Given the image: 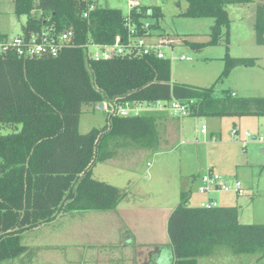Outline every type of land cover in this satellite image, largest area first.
Segmentation results:
<instances>
[{
    "label": "trees",
    "instance_id": "trees-1",
    "mask_svg": "<svg viewBox=\"0 0 264 264\" xmlns=\"http://www.w3.org/2000/svg\"><path fill=\"white\" fill-rule=\"evenodd\" d=\"M186 1L188 8L182 15L215 21L208 42L179 37L184 44L202 49L218 45L223 34L229 41L228 5L254 0ZM14 2L16 14L28 16L22 32L46 26L71 29L74 44L57 56L26 58L13 51L0 55V126L12 129L8 134L0 133V264L28 251L22 243L28 230L63 213L115 209L126 196L124 189L95 178L93 167L117 155L110 148L114 138L138 141L155 137L156 117L110 112L104 127L81 133L84 105L108 103L113 108L128 100L156 103L176 98L194 101L190 103L193 116H264L263 97H237L230 92L216 95L215 84L198 87L173 82L169 59L153 55L91 59L85 44H109L118 34H126V15L120 8L100 6L94 0ZM132 16L142 23L149 16L162 17L163 12L161 7L140 5ZM158 27L157 22L151 29ZM263 35L264 25L258 26L260 44L264 43ZM256 61L229 56L220 79L234 68L254 66ZM190 194L191 190L182 193L169 216L171 250L161 246L152 261L198 264V259L211 255L216 245L264 258V223L240 222L235 205L192 206Z\"/></svg>",
    "mask_w": 264,
    "mask_h": 264
},
{
    "label": "rangeland",
    "instance_id": "rangeland-1",
    "mask_svg": "<svg viewBox=\"0 0 264 264\" xmlns=\"http://www.w3.org/2000/svg\"><path fill=\"white\" fill-rule=\"evenodd\" d=\"M94 1L100 6L120 8L124 13L129 10V0ZM139 1L141 6L161 7L162 17L149 16L146 19L152 24L159 23V27L153 29L156 34L165 33V36L175 39L182 36L193 42H208L211 39L214 19L182 15V12L188 8L186 0ZM227 9L231 19L229 41L223 34L218 45H209L202 49H194L184 43L174 45V58L171 61L172 81L198 87L215 84L216 95L230 92L237 97L264 98V43L260 44L258 40V26L264 25V0L231 4ZM27 20V15L16 14L14 0H0V23L3 33L11 38L19 36ZM90 50H94V47H90ZM166 51L172 56L170 50ZM182 54L191 56L192 60H181L179 57ZM229 56L256 58V65L238 66L229 75L220 79L226 58ZM157 112L158 107L148 106L142 114ZM109 113L108 107L100 109L99 105H84L79 124L80 132L86 133L93 128L104 127L108 123ZM166 118L167 121L155 123L157 140L154 136L138 141L131 138L112 139L110 148L115 150L117 155L104 162H97L93 167L94 177L127 191L126 196L133 199L127 209L151 208L150 210L159 218L162 210L175 208L181 200L182 193L191 189L190 205L200 206L202 197L198 188L202 184L201 177L209 169H213L232 187L237 177L245 188L247 187L244 196H239L234 191L215 193L220 204L238 206L239 220L242 223H264V142L244 137L246 132L254 136L264 135V116L217 118L188 115ZM203 125L207 126L208 132H202ZM234 128L239 130L238 138L231 136ZM216 130H219V133ZM11 131V128L0 126L2 134ZM213 136H217V140H213ZM237 169L239 175L235 173ZM228 173L232 178L225 177L224 174ZM193 177L198 181L193 182ZM202 196L207 197V195ZM148 215L155 216L154 213ZM138 220L143 218L138 216ZM147 232L138 234L135 238L145 241L141 245L142 251L144 250L143 255L151 257L158 248L156 244L164 242L165 237L169 235L168 230L167 234L161 233L160 230H157L156 235ZM34 233L31 232L26 236L22 243H27L31 237H35ZM130 249L135 251L136 247L131 246ZM163 251L165 259L168 249ZM26 253L25 251L22 255ZM68 254V252L43 251L44 256L39 259L34 258L31 263L42 264V257L54 255L52 264H59ZM36 256L38 257L37 253ZM28 258L31 259L30 256ZM135 258L133 252L125 261L126 264L131 262L136 264ZM144 262L149 264L145 259ZM198 262L199 264H264V258L259 260V254L234 253L229 246L216 245L211 255L199 258ZM12 263L19 264L17 260L7 262V264Z\"/></svg>",
    "mask_w": 264,
    "mask_h": 264
},
{
    "label": "crops",
    "instance_id": "crops-1",
    "mask_svg": "<svg viewBox=\"0 0 264 264\" xmlns=\"http://www.w3.org/2000/svg\"><path fill=\"white\" fill-rule=\"evenodd\" d=\"M152 115L156 117V121L161 123L167 119L166 117L169 118L171 116L162 110H158L156 114ZM218 131L216 130L217 133H219ZM212 138L213 140H217V136H213ZM238 170L235 172L236 175H239ZM228 174H224L225 177L227 176V179L232 178L231 174ZM237 179L239 178L237 177ZM194 181L197 182L198 179L193 177ZM214 194H212V197L220 203V200ZM200 196L202 197L201 201L207 198L202 196V194ZM224 199L225 197H223ZM132 200L127 195L112 210H90L59 214L52 222L42 224L25 232L22 241H25L26 236L31 232H35L34 234H36L27 243H23L28 247L27 253L18 258L5 261L3 264H7L9 261L13 262V260H17L19 264H32L31 262L34 258L39 259L41 256H44L42 255L43 251L47 253L68 252L69 254L64 256V260L59 262V264H126L125 261L133 252L136 257V264H144V259L149 264H160L157 261H152V256L147 255L145 257L143 255L144 250L142 251L141 245L145 241L141 239L136 240L135 237L138 234H145L147 231L150 234L153 233L156 235L157 230H160L163 234H167L168 219L174 208L170 207L162 210L159 218H157L156 213L150 210L151 208L127 209L132 204ZM220 205L233 206L227 203ZM147 212L154 213L155 216L149 217L150 215ZM138 216L143 218V220H138ZM131 246L136 247L135 251L130 249ZM161 246L171 250L170 238L166 236L164 242H158L156 244L158 248L153 253L158 252ZM32 249H35V251L30 256L29 252ZM40 253L42 254L39 257ZM53 256L42 257V264H52L55 258Z\"/></svg>",
    "mask_w": 264,
    "mask_h": 264
},
{
    "label": "built area",
    "instance_id": "built-area-1",
    "mask_svg": "<svg viewBox=\"0 0 264 264\" xmlns=\"http://www.w3.org/2000/svg\"><path fill=\"white\" fill-rule=\"evenodd\" d=\"M129 10L125 13V21L127 31L126 34H118L115 40L109 44L87 43L84 47L91 59L94 60H110L117 57H140L144 55H153L161 59L173 60L174 45L183 43L180 38H170L156 34L152 29V23L146 19L142 23H138L132 16V11L139 10V0H129ZM74 44V33L71 29L58 30L54 26H46L40 30L30 32H21L17 37L11 38L8 34L1 31L0 23V55L8 52H16L19 56L26 58H39L44 56H57L59 53ZM94 47V50H90ZM166 50L172 52V56L167 54ZM181 60H192L191 56L182 54ZM190 103L194 101H182L173 98L169 101H158L156 103L136 102L132 100L125 101L109 107L108 103H103V108H110L111 113L120 116H138L143 115V110L149 106H156L158 110L166 111L173 117H185L190 115ZM106 104V105H105ZM146 106V107H144ZM208 128L202 126V132L206 133ZM233 138H238L239 130L234 128L231 131ZM245 139H257L264 142V135H252L250 132L244 134ZM255 137V138H254ZM246 142V140H244ZM202 184L198 191L207 198L201 201L200 206L204 208H213L220 203L212 197L214 193L234 191L239 196L246 194L244 184L237 179L232 187L224 180L223 176L213 169H209L206 174L201 177Z\"/></svg>",
    "mask_w": 264,
    "mask_h": 264
},
{
    "label": "water",
    "instance_id": "water-1",
    "mask_svg": "<svg viewBox=\"0 0 264 264\" xmlns=\"http://www.w3.org/2000/svg\"><path fill=\"white\" fill-rule=\"evenodd\" d=\"M103 107H104L103 103H99V108H100V109H103ZM254 138H255V137H254Z\"/></svg>",
    "mask_w": 264,
    "mask_h": 264
}]
</instances>
